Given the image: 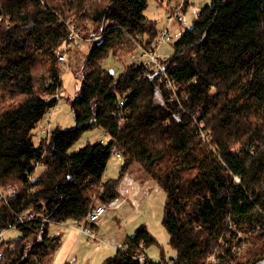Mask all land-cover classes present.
<instances>
[{
	"label": "trees",
	"instance_id": "16d2710c",
	"mask_svg": "<svg viewBox=\"0 0 264 264\" xmlns=\"http://www.w3.org/2000/svg\"><path fill=\"white\" fill-rule=\"evenodd\" d=\"M150 1L0 0V232L22 231L1 242L0 264H40L60 246L50 223L82 222L95 194L104 203L117 198L134 162L165 191L162 221L174 254L167 256L141 223L101 264H209L225 254L231 264H264V0H210L195 8L165 62L180 100L160 81L161 71L142 61L118 74L105 66L111 55L127 58L140 45L156 49L160 29L146 13ZM69 18L93 36L70 101L76 124L54 126L49 143L37 144L34 129L58 102ZM125 97L121 121L117 105ZM197 112L218 151L195 133ZM95 127L110 139L69 153ZM114 148L123 154L119 175L103 180ZM37 162L45 163L40 177L33 176ZM10 185L18 191L4 200ZM32 209L43 217L20 222ZM142 242L160 245L161 260H136Z\"/></svg>",
	"mask_w": 264,
	"mask_h": 264
},
{
	"label": "rangeland",
	"instance_id": "374dc122",
	"mask_svg": "<svg viewBox=\"0 0 264 264\" xmlns=\"http://www.w3.org/2000/svg\"><path fill=\"white\" fill-rule=\"evenodd\" d=\"M209 1L210 0H200V3H198V0H191L192 6L188 8L186 11L183 10V14L185 18L184 21L179 22L178 20L173 19L172 21H169L168 24H167L168 17H170L171 14L173 13V10L175 8V6L173 5L175 4V2H171V4L169 5L166 1L164 2H160L157 0L150 1L149 6L146 10L147 15L158 21V27L160 31L164 27L165 28L167 27L168 29L170 27L169 35L171 36V39L164 41L160 45V48H159L160 53L163 54L162 56L168 57L169 55L172 54L173 52L172 42L175 38H177L181 34V32L185 28L191 27L195 8L201 7L204 4H206L204 2H209ZM196 3H198V5H196ZM172 6H173V9H172ZM65 13L69 14L70 12L66 10ZM89 27L91 26L89 25ZM85 35L86 34L81 35L83 37L79 40L80 47L73 48L67 54L69 58V63H70L69 68L64 69V64H68V63H62L58 58V60L60 61L59 62L60 67L62 68V85L60 89L57 91L58 92V102L55 106L54 115H53L52 120H53L54 126H58L64 129L72 128L76 124L70 101L72 98H74L76 90L80 86L81 62L85 59L88 53V50L91 47L90 41L93 37L90 35H86V36ZM159 37H160V34H159ZM159 37H158V40H159ZM62 50H63V44H62L61 52ZM135 53H137V51L133 53V56H129L127 58H118V57L111 55L109 58L105 60V66L112 67L114 71L117 72L118 74L124 68V66L128 63H131L132 60H135V62L140 60V56L139 55L135 56ZM43 123L44 121L39 122L36 128L34 129L33 139L35 143L37 144L44 138V134L42 133V130H41V125ZM109 139H110V135L103 128L101 127H95L93 129L90 128L83 133L81 138L75 144H73V146L69 149V153L71 154L75 153L79 151L82 147L86 146L87 144L98 142V141H108ZM49 141H50V138H49ZM122 159L123 157L113 156V158L111 159V163L110 165H108V169H107V173L109 176L106 177L105 180H107L110 176L119 175V169L122 163ZM134 163H137V162H134ZM140 166L143 168L142 165ZM44 167H45L44 164L39 163L37 165V169L33 176L34 177L39 176L42 173V171H44ZM146 188H147V185L145 186L144 191H146ZM114 200H112L110 203H106L107 209L97 224L100 226L99 230L96 228L98 231V237H99L98 239L90 237L87 234H83L80 231V229L76 227L77 225H74L77 231L79 233H82L83 236L81 240L79 241V238L81 237V235L79 236L78 234L76 236L75 242H73L72 246L68 248V251L66 253V257L68 258L67 260H69L68 264H101L102 261L106 257L113 255L115 251L118 249L117 247L116 250H113V248L108 246L111 244L107 242V238H106L107 234H113V233L120 232L123 235H126V234L131 235L134 233L136 227L142 222L148 225V228L153 233V235L157 238L159 243L164 246L166 250V255L170 256L174 254V250L172 249L169 243L168 231L166 230L163 224V221H162L163 205L165 203L164 202L165 201V191L163 189L157 190L154 188L151 195L145 197L143 201H141L140 209H142V211L144 212L143 213L144 218L136 216L135 213L137 212V210H135L134 208L133 210L124 209V208L115 209ZM95 201L99 202V200L98 201L94 200V203ZM138 204H139V201H138ZM132 220H136V221L141 220L142 222L135 223L134 225L131 223L128 224V222ZM74 223L76 224L77 222H75L72 219L66 220L64 222L52 221L50 223V233L51 234H55L59 232L61 233V238L59 239L60 246L62 245V242L65 241L67 233L70 231L71 225ZM2 233L5 239L8 240V239H15V238L20 237L22 234V231L17 227H12V228L7 229L5 232L3 231ZM100 237H103L104 241H102ZM60 246L53 248L55 250L52 251L51 254H43L44 257H43V260H40L41 262L40 264H59L58 260L55 261V257L57 254V250L60 248ZM70 255L71 257H69ZM140 256L143 257V260H142L143 262L146 260L145 259L146 257H149L151 260H154V261H160L162 257V248L158 244H151L144 249L143 253H141ZM231 263L232 262L231 260H229V256L225 254L221 257L220 261L217 264H231ZM62 264H65V261Z\"/></svg>",
	"mask_w": 264,
	"mask_h": 264
},
{
	"label": "built area",
	"instance_id": "2783aa9c",
	"mask_svg": "<svg viewBox=\"0 0 264 264\" xmlns=\"http://www.w3.org/2000/svg\"><path fill=\"white\" fill-rule=\"evenodd\" d=\"M186 0H181V2H184ZM183 5L182 3L178 4L175 6L173 13L171 14L170 17H168V22L172 21L173 19L178 20L179 22L184 21V15H183V9H182ZM68 26H69V32L67 34V37L63 43V50L61 53H59V60L62 63H68V64H64V69L69 68L70 63H69V58H68V52L70 50H72L75 47H80V42L79 40L82 38V34L81 32L78 30L77 24L73 21L72 18H69V20L67 21ZM170 34V27L169 29L166 27L162 28L160 31V37L158 40V44L156 49L154 50H147L144 49L142 46H140L141 51L140 54H138L140 56V60L145 63L147 68H154L157 69L159 71H161V76H160V81L162 83L165 84V86L167 87L168 90L171 91L172 93V97L179 99V87L176 84V81L174 78L171 77V75L169 74L165 62L167 60V56H162L163 54L160 53V45L166 41V40H170L171 36ZM136 56V54H135ZM132 90L129 91V93H131ZM58 95V92H56ZM188 95H185V97H187ZM127 98H123L120 99V101L118 102V114L119 116H121V121L126 120V114L123 113V108L125 106V102H126ZM53 113H54V108H51L49 110V112L46 114V116L44 117V123L41 125V130L42 133L44 134V138L49 140L50 135L52 133L53 130ZM192 126L194 127V131L195 133L198 135V137L205 143H207L208 145H210V147H212L215 151H218L217 148L215 146H213L211 144V132L207 129L206 125H205V121L203 120V118H201V114L199 112L195 113L192 115ZM113 156H117V157H123L122 152H120L118 149L114 148L112 151V155L110 157V161H109V165L111 163V159L113 158ZM39 164V162H37V165ZM37 168V167H36ZM106 177H108L107 173L105 174V177L103 178V180L106 179ZM237 181H240V177L236 176L235 177ZM103 187V185H101V188ZM18 187L16 186H10L8 188V190L5 193H2V195L4 196L5 199H9L10 197L14 196L17 193ZM93 199L95 200H99V202H95V204L93 205V207L90 209L87 217L84 219V221L82 222H77L75 225H77L76 227L78 229H80V231L84 234L89 235L90 237H93L95 239H98V231L96 229V225L98 224L99 220L101 219V217L104 215L106 209H107V204L102 202L100 200V198L97 197V195H93ZM35 217H43V215L40 214H36V212L32 211V210H28L25 211L19 218L20 222H25L27 220L30 219H34ZM46 219V217H45ZM102 239V241H104L103 237H100ZM5 237L3 235L2 232H0V243L3 242V244H7L8 243L5 241ZM13 242H11L10 244L12 245ZM126 246V243H122L120 244V246H117L118 248H124ZM141 249L145 248V243L142 242L140 245ZM141 253H135V257L136 259H138L139 261L143 262V257L140 256ZM3 256L2 251H0V260ZM216 256H212L210 258V262L209 264H217V261L215 260ZM158 264H173V259H168L167 261H162L159 262Z\"/></svg>",
	"mask_w": 264,
	"mask_h": 264
},
{
	"label": "crops",
	"instance_id": "0c3cea01",
	"mask_svg": "<svg viewBox=\"0 0 264 264\" xmlns=\"http://www.w3.org/2000/svg\"><path fill=\"white\" fill-rule=\"evenodd\" d=\"M198 3H200V0H198ZM198 3H196V5H198ZM204 3H207V2H204ZM197 8H199V7H197ZM107 175H108V173H107ZM146 185H147V188H146V191H144V188ZM154 188L157 190H162L161 185L154 178L150 177L147 174V172L144 171V169L139 164H137V163L131 164L127 173L121 179L120 184L117 187V189L119 191V196L114 200V204H115L114 208L115 209L124 208V209H132V210L134 208L135 210H137V212L135 213L136 216L144 218V214H143L144 212L142 211V209H140L141 208L140 204H141V201H143V199L145 197L151 195ZM138 201H139V204H138ZM138 222H142V221L141 220H138V221L132 220V221L128 222V224L131 223L134 225L135 223H138ZM142 223H144V222H142ZM74 225H75V223L71 225V229L67 233L65 241L62 242V245L57 250L55 260H58L59 264L64 263V261H65V264L68 263L69 260H67L68 258L66 257V253L68 251V248L70 246H72L73 242H75L76 236L78 234H79V236L81 235V237L79 238V241L81 240V238L84 234V233L83 234L79 233L77 231V229L74 227ZM96 228L99 230L100 226L97 225ZM117 233L107 234V237H106L107 242H109L111 244L108 246L113 248V250H116L117 246L122 244L124 242V239L128 235H130V234L123 235L120 232H117ZM58 242L60 243V240H58ZM69 257H71V255Z\"/></svg>",
	"mask_w": 264,
	"mask_h": 264
},
{
	"label": "bare ground",
	"instance_id": "6f19581e",
	"mask_svg": "<svg viewBox=\"0 0 264 264\" xmlns=\"http://www.w3.org/2000/svg\"><path fill=\"white\" fill-rule=\"evenodd\" d=\"M0 4H1V3H0ZM63 7H64V6H63ZM3 8H5V7H3ZM64 8H65V7H64ZM0 10H2V9H0ZM7 14H8V13H7ZM10 14H11V13H10ZM1 15H3V14H1ZM183 15H184V14H183ZM5 17H6V16H5ZM20 23H21V22H20ZM1 29H2V28H1ZM159 34H160V33H159ZM82 37H83V36H82ZM92 37H93V36H92ZM85 40H86V39H85ZM157 44H158V39H157ZM84 46H85V45H84ZM140 46H141V45H140ZM140 46H139V48L137 49V53H136V55L140 54V51H141ZM142 47H143V46H142ZM143 48H144V47H143ZM144 49H146V48H144ZM147 50H148V49H147ZM149 50H151V49H149ZM114 55H115V54H114ZM132 55H133V54H132ZM132 55H131V56H132ZM138 61H139V60H138ZM56 96H57V98H58L57 93H56ZM55 106H56V104L53 105L51 108H54V110H55ZM51 108H49L47 111L49 112V110H50ZM47 111H46V112H47ZM48 112H47V113H48ZM47 113H46V114H47ZM53 115H54V113H53ZM45 116H46V115H45ZM45 116H44V117H45ZM44 117H43L39 122L43 121V120H44ZM52 121H53V120H52ZM39 122H38V123H39ZM53 128H54V125H53ZM52 131H53V130H52ZM48 142H49V140L46 139V143H47V144H48ZM212 145H213V144H212ZM209 146H210V145H209ZM43 159H44V158H43ZM43 159H41V160H43ZM41 160H40V161H41ZM39 163H41V162H39ZM139 163H140V162H139ZM41 164H42V163H41ZM44 164H45V163H44ZM133 164H134V163H133ZM34 167H35V166H34ZM36 169H37V168H36ZM124 169H125V168H124ZM124 169H123V170H124ZM127 169H128V168H126V170H127ZM35 171H36V170H35ZM125 172H126V171H125ZM124 174H125V173H124ZM39 177H40V176H39ZM39 177H38V178H39ZM139 178H140V177H139ZM35 179H37V178H35ZM140 181H141V180H140ZM238 182H239V181H238ZM9 187H10V186H9ZM9 187H7L6 189L2 190V193H5V192L8 190ZM2 189H3V188H2ZM10 198H11V197H10ZM4 200H6V199H4ZM32 211H33V209H32ZM24 212H25V211H24ZM18 213H19V212H18ZM39 214H40V213H39ZM87 214H88V213H87ZM44 215H45V214H44ZM85 217H86V216H85ZM47 219H48V218H47ZM49 219H50V218H49ZM17 220H18V219H17ZM67 220H68V219H67ZM75 222H76V221H75ZM14 224H15V223H14ZM14 224H13V225H14ZM96 226H97V225H96ZM9 227H10V226H9ZM2 230H3V229H2ZM250 230H251V229H250ZM4 232H5V231H4ZM232 235H233V234H232ZM234 236H235V235H234ZM7 241H8V240H7ZM0 244H1V243H0ZM139 248H140V246H139ZM137 249H138V248H137ZM138 251H139V250H138ZM140 251H141V249H140ZM3 255H4V254H3ZM142 255H143V254H142ZM2 258H3V257H2ZM146 258H147V257H146ZM146 258H145V259H146ZM136 260H137V259H136ZM55 261H56V260H55ZM156 263H157V262H156ZM139 264H141V263H139ZM185 264H186V262H185Z\"/></svg>",
	"mask_w": 264,
	"mask_h": 264
},
{
	"label": "water",
	"instance_id": "95a60500",
	"mask_svg": "<svg viewBox=\"0 0 264 264\" xmlns=\"http://www.w3.org/2000/svg\"><path fill=\"white\" fill-rule=\"evenodd\" d=\"M111 72H112V73L114 72V69H113V68L111 69Z\"/></svg>",
	"mask_w": 264,
	"mask_h": 264
}]
</instances>
